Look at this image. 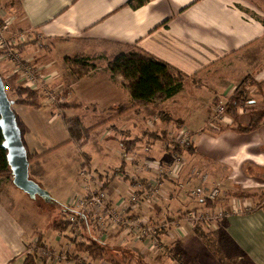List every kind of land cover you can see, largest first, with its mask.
Instances as JSON below:
<instances>
[{
    "label": "crops",
    "instance_id": "crops-1",
    "mask_svg": "<svg viewBox=\"0 0 264 264\" xmlns=\"http://www.w3.org/2000/svg\"><path fill=\"white\" fill-rule=\"evenodd\" d=\"M127 1L0 0V15L11 27L0 44V75L7 85L29 86L41 94L61 88L63 100L83 104L59 111L45 104L12 106L27 129L28 150L39 155L29 162L30 178L56 204L68 205L91 185L66 172L72 160L78 169L83 166L81 171L107 176L110 203L118 204L128 192L144 190L155 177L154 166L160 165L168 171L157 176L162 195L127 214L152 222L179 220L184 211L202 204L194 189L219 185L213 206L225 212L219 235L223 248L230 243L249 264H264V200L250 207V195L264 189V117L244 132L212 120L215 103L233 94L238 79L250 75L264 82V23L246 15L238 0H146L136 7ZM131 50L184 73L182 89L156 104L131 106L123 77L110 78L107 70L111 57ZM75 54L100 64L81 67L65 60ZM26 64L32 79L26 77ZM257 102L256 97L249 101ZM119 104L130 108L114 116ZM238 112L243 119L244 108ZM64 116H81L83 123L93 116L84 125H97L86 144L94 153L79 158L82 149L68 141ZM249 120L238 125L245 127ZM177 136H186L187 145L177 143ZM122 140L135 141L127 150ZM24 194L0 182V264H22L38 239L56 250L71 245L67 230L37 228V214L26 208ZM184 225L183 232L171 228L170 234L159 233L155 247L149 240L125 235L122 226L110 228L106 238L109 248L122 255L116 264H232L213 254L204 233Z\"/></svg>",
    "mask_w": 264,
    "mask_h": 264
},
{
    "label": "trees",
    "instance_id": "trees-1",
    "mask_svg": "<svg viewBox=\"0 0 264 264\" xmlns=\"http://www.w3.org/2000/svg\"><path fill=\"white\" fill-rule=\"evenodd\" d=\"M145 1L146 0H128L127 4L131 5L132 7H136ZM100 57L101 56L93 58ZM65 60L69 63L78 64L81 67H90V61L92 60V58L81 54H75L73 56L65 57ZM107 70L110 78H115L116 76L123 77L125 81L124 87L129 92L132 101L131 106L140 104H156L159 101H163L173 97L182 89L185 76L184 73L174 69L168 63L152 55L137 50H131L126 53H121L111 57L107 64ZM1 78L4 82L6 90L7 83L2 76ZM252 83L257 87L259 91L262 89V85L264 84V82H257L254 79L252 80ZM12 94L14 98L9 99L13 101V105H25L32 108H41L44 106L41 101V93L39 89L31 88L25 85H16L12 89ZM246 102H248L246 92L244 90L238 89V87L235 89L233 94L226 99L224 105L226 112L232 118V125L230 124L231 126H228L231 130L243 132L252 130L260 124L262 118L264 117V111H256V115L249 120L248 124L245 127H240L238 125V109L240 107H243ZM81 106H83V104L78 101L56 102L55 100L53 101L51 108L75 109ZM129 108V105L119 104L116 108V113L114 116L122 114ZM15 119L21 131V139L26 149L27 159L29 162H31L32 159L38 157L39 155L31 153L28 150L24 141V134L27 129L16 114ZM63 119L68 132V141L74 142L79 148H82L88 142L90 133L97 126L84 125L81 116H73L70 118H66L64 116ZM225 128L226 127H222V129ZM2 139L3 138L0 131V178H5L7 181L12 183V175L6 159V151L1 146ZM134 141L135 140L124 141L125 148L127 150H130L134 145ZM105 185L107 184L104 183V186ZM50 203L56 204L55 199L52 198V201ZM206 205L211 206V203L207 201ZM60 206L61 211L64 214L69 211L67 205ZM261 207L264 208V204ZM62 221H59V223L57 222L56 224L52 225V227L55 230L59 231L65 230V223L67 222L64 219H62ZM39 246H43L40 239L36 241L35 249L31 253L25 255L22 264H37V250ZM77 249V252H85L94 260L98 258H106V256H108L109 254V246H107L104 242H101L99 238H97L93 234H85L82 243L78 244ZM113 260L115 261L114 264H116L117 261L114 259V257Z\"/></svg>",
    "mask_w": 264,
    "mask_h": 264
},
{
    "label": "built area",
    "instance_id": "built-area-1",
    "mask_svg": "<svg viewBox=\"0 0 264 264\" xmlns=\"http://www.w3.org/2000/svg\"><path fill=\"white\" fill-rule=\"evenodd\" d=\"M1 18V17H0ZM6 26H0V44L4 42V32ZM24 72L27 74V79H32V69L28 64L24 66ZM213 124L214 125H227L231 124L232 118L228 115L225 109V105L220 103L215 106L213 111ZM177 143L181 145L187 144L188 138L186 136H177ZM173 159L179 161L178 155L173 154ZM155 177H153L144 190L140 192L130 191L124 197H122L118 204H112L109 200L108 189L103 183L92 185V175L87 171H80L85 176V179L89 180L91 185L87 186L84 195L76 198L73 202L67 205L69 211L67 212V218L65 221L72 228L75 224L80 223L83 227L88 228V217L93 218L92 225L95 227L97 234L95 235L101 242L105 243L106 237L108 238V230L113 227H124L125 235H132L137 239L149 240L154 247L157 245V237L161 232L169 233L171 228H175L177 231L183 232L185 225L190 228L196 227L198 224L212 223L215 219L222 217L221 210H216L212 205L220 193L219 185L207 188L200 186L193 194L201 199L202 204L198 208L184 211L177 221H161L152 222L141 218L130 219L127 214L134 207H142L144 201L148 202L152 198L156 199L162 194L159 189V181L157 176H162L167 173V169L157 165L154 166ZM209 201L211 206H207L206 202ZM90 229H88L89 231ZM130 232V233H129ZM92 234V233H91ZM123 243V238L120 240ZM36 247V242L32 245ZM38 261L37 264H51L58 261H69L73 264H82L86 261L87 257H81L80 261L77 258L70 257L68 249L56 250L46 246L38 247ZM83 261V262H81ZM89 263V262H88Z\"/></svg>",
    "mask_w": 264,
    "mask_h": 264
},
{
    "label": "rangeland",
    "instance_id": "rangeland-1",
    "mask_svg": "<svg viewBox=\"0 0 264 264\" xmlns=\"http://www.w3.org/2000/svg\"><path fill=\"white\" fill-rule=\"evenodd\" d=\"M238 1L240 2L238 5L242 9V11H244L246 13V15L255 17L264 23V0H238ZM0 17H1L0 18V26L5 25L6 27H8V26L10 27L9 23L7 21H5L4 18L2 17V14L0 15ZM11 30H13V28ZM97 64H100V61H98V59H94V61H91V63H90V65L92 66V67L90 66V68H94L95 66L97 67ZM185 77L186 76H184V78ZM252 80H253V78L250 75H247V76L241 77L236 82L237 83L236 86L238 87V89L244 90L246 92V97L248 98V102H246L243 106V108H244L243 117L244 118L239 119L241 121V123H243V124L246 123L248 119H251L253 116H255L256 111H264V108H261V107H263L262 105L264 104V94H263L264 93V85H262V89H261V92H263V93L260 94L258 92L257 87L252 83ZM63 90L60 88V90H57V91H48L47 90V91L43 92L41 94L42 103L44 101H46L43 104L50 106V108H51L53 101H55V100H56V102L65 101V100H63L64 98H61V96L64 97ZM6 92H7L9 98H14V96L12 94V86L10 84L7 85ZM254 97H256V99H258V102L256 104L249 103V101L252 100ZM222 103L224 104L225 101ZM218 104H220V103L219 102L215 103V106ZM253 104L256 106H252ZM251 107H255V108H251ZM54 109L57 111L65 110V108H54ZM213 109H212V111H213ZM253 109H255V110H253ZM91 117H93V116L85 117L86 120L84 123H87V121H89L91 119ZM87 118H89V119H87ZM239 120H238V122H240ZM218 126L220 127L222 125H218ZM122 143H123V145L125 144L124 140H122ZM86 144L81 148L82 152H79V158L80 159L85 158L86 157L85 155L86 154L88 155V153H94L92 145H86ZM74 151L76 153L75 148H73V153H74ZM77 153H78V151H77ZM72 164L73 163L71 160L68 167L66 168V172L68 173V171H69V174H71V175L73 174L72 175L73 179H74V173H77L79 179L81 178V179H83V181L86 180L89 183V180L85 179L84 175L80 173L83 166H81V168L78 169L76 167V164H75V166H73ZM65 167H66V164H65ZM53 171L56 172L55 170H53ZM90 173L92 175V181H91L92 185L95 186L98 184V182H100L102 180H104L103 182H105V184H106V181L108 180L107 176H106V178H104V176L97 175L95 172H90ZM0 182H6L10 185L12 184L11 182L7 181L5 178H0ZM103 182H101V183H103ZM236 192H239V191H236ZM237 194L239 196L244 195L242 192L237 193ZM24 195H26V196H24L25 198L23 199V203L26 204L25 205L26 208L30 209L31 211H35L37 214V218H36L37 228H40L42 230L45 229V231H47V230L49 231V229H50L49 225H54L57 222L59 223V221L61 222L62 219L65 220L67 218V215L61 211L60 205L51 204L49 202H46L40 196H37L35 199H30L27 196V194H24ZM250 196H251V201H252L250 204V207L256 206V205L262 203L264 200V189L255 193L254 196L252 194ZM218 197H219V195H218ZM218 197L214 201L215 203L218 202V200H219ZM214 204H212V205H214ZM221 211L223 213L222 217L215 219L212 223L198 224L195 227V229L197 228L198 233H204L206 235V237L203 236V240L207 239V241L210 242L209 243L210 249L213 251V254H215L218 257L219 260H221V261H230L231 260L232 264L233 263L249 264L246 260V257L244 255H242L239 251H237L230 243L225 242L224 248H223V245L221 243L219 235L221 236V233H222L223 228H224L223 224H224L225 212H224V210H221ZM143 213H144V211H143ZM92 222H93V218L91 216H89L88 217V226H89L88 228L83 227V225H80V223L75 224V226L72 228L67 223H65L66 224L65 230H67L66 231V233H67L66 238H67L69 244H71L70 246H68L69 247L68 251H69V253H71L70 257H72V258L76 257L77 260L80 261V258L82 256L83 257L86 256L87 257L86 261L82 264H88V262H90V261H92L91 263H93V261H95L96 262V263L94 262L95 264H97V263L98 264H114L115 261L113 260V257L117 262L123 261L122 255L117 251L118 250L117 248L116 249L114 248V251L116 250L117 253L114 252L113 250H111V248H109V254H108V256H106V258H98L95 260L92 259L90 256H88V254H86L85 252H77L78 251V249H77L78 244L82 243L83 237L85 234H90V233L97 234V231H96L95 227H93ZM62 223H63V221H62ZM88 229H90V230L88 231ZM81 233H84V235L83 234L81 235ZM108 237H109V233H108ZM105 241H106L105 244L107 246H109V243H107V238L105 239ZM119 244L120 243H118L117 245H119ZM117 247H120V246H117ZM34 249L35 248H33L32 245L29 246L27 251H26V254L31 253ZM37 261H38V258H37ZM81 262H83V261H81Z\"/></svg>",
    "mask_w": 264,
    "mask_h": 264
},
{
    "label": "water",
    "instance_id": "water-1",
    "mask_svg": "<svg viewBox=\"0 0 264 264\" xmlns=\"http://www.w3.org/2000/svg\"><path fill=\"white\" fill-rule=\"evenodd\" d=\"M12 105L13 101L9 99L0 76V131L3 138L1 146L6 151L12 184L27 194L30 199L40 196L50 203L52 197L49 192L29 177V161Z\"/></svg>",
    "mask_w": 264,
    "mask_h": 264
}]
</instances>
